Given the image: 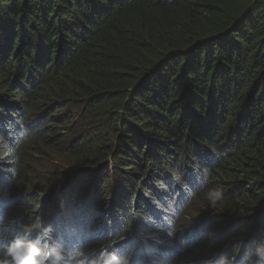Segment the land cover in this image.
Wrapping results in <instances>:
<instances>
[{"label": "trees", "instance_id": "16d2710c", "mask_svg": "<svg viewBox=\"0 0 264 264\" xmlns=\"http://www.w3.org/2000/svg\"><path fill=\"white\" fill-rule=\"evenodd\" d=\"M37 217L133 264L264 243V0H0V232Z\"/></svg>", "mask_w": 264, "mask_h": 264}, {"label": "clouds", "instance_id": "9594fccd", "mask_svg": "<svg viewBox=\"0 0 264 264\" xmlns=\"http://www.w3.org/2000/svg\"><path fill=\"white\" fill-rule=\"evenodd\" d=\"M204 175L205 177L209 175L208 170H205ZM196 195L195 191L187 192L189 199L195 198ZM205 198L208 206L215 209L226 201V190L221 185L208 187ZM67 207V210L58 214L55 223L58 227V222L63 220L65 224L69 219L70 225L66 227V231L61 225L59 230V233L61 231L63 236L69 239L76 232L74 222L79 220V211L72 206ZM51 231V227L37 217L27 223H18L17 231L11 237L7 232H0V264H133L132 254L121 252L115 246L116 241L100 248L95 254H89L80 246L53 247L49 242ZM173 234L174 230L168 232L169 236ZM202 264H237V261L235 257L230 256L205 259ZM238 264H264V243L251 246L240 256Z\"/></svg>", "mask_w": 264, "mask_h": 264}, {"label": "rangeland", "instance_id": "374dc122", "mask_svg": "<svg viewBox=\"0 0 264 264\" xmlns=\"http://www.w3.org/2000/svg\"><path fill=\"white\" fill-rule=\"evenodd\" d=\"M59 213H61V209H59ZM75 221V220H74ZM63 227V229L66 231V227H68L69 225H70V221H69V219H67L66 220V222H65V224H64V221L62 220V221H60V222H58V230H61V226ZM70 227H72V225L70 226Z\"/></svg>", "mask_w": 264, "mask_h": 264}]
</instances>
